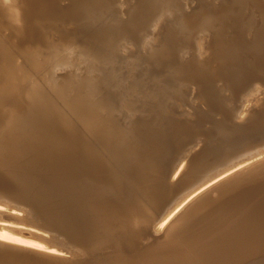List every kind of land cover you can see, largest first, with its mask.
<instances>
[{
    "label": "bare ground",
    "instance_id": "bare-ground-1",
    "mask_svg": "<svg viewBox=\"0 0 264 264\" xmlns=\"http://www.w3.org/2000/svg\"><path fill=\"white\" fill-rule=\"evenodd\" d=\"M172 1L137 0V14L124 19L113 9L119 0H0V24L16 39L0 40V76L15 74L17 59L27 72L42 62L32 74L45 73L30 79L22 101L18 83H4L11 91L0 98L13 111L4 121L11 145L0 151V264H264V0H182L198 5L196 20L172 18ZM132 25L146 51L159 42L158 57L177 68V81L198 85L200 108L188 119L167 114L160 108L174 86L136 70L138 90L153 99L137 104L134 155L122 162L127 129L113 107L121 98L88 55L91 47L131 46ZM192 45L195 59L214 63L212 73L179 60V48ZM39 109L63 127L44 124ZM16 118L54 138L26 149L18 160L28 170L12 151L22 137ZM105 154L112 175L101 165Z\"/></svg>",
    "mask_w": 264,
    "mask_h": 264
},
{
    "label": "rangeland",
    "instance_id": "rangeland-1",
    "mask_svg": "<svg viewBox=\"0 0 264 264\" xmlns=\"http://www.w3.org/2000/svg\"><path fill=\"white\" fill-rule=\"evenodd\" d=\"M118 1V0H117ZM120 4L113 3V9L115 10V15L119 17H123L126 19L127 17H130L129 15L133 16L134 14H137V9H138V4L137 0H119ZM215 3H218L220 0H213ZM67 2V0H61V3L64 4ZM182 0H176L172 1V4H176V7L174 9V14H172V18H175L178 14H181L182 16L184 15H189L191 18L194 20L199 19L202 17L201 13L194 14L193 10L198 9V5L192 2L191 6H187L182 4ZM128 11V13L126 12ZM196 17V18H194ZM136 18H132L130 21H135ZM58 21H55L57 23ZM198 23V21H196ZM51 23H48V27L51 26ZM59 26L62 28H66L67 26L70 27L72 25H68L66 22H61L59 23ZM215 27L218 28V26L215 24ZM210 28V27H209ZM213 29V27H212ZM129 32H131L132 36L134 37V42L132 43L131 46H126L125 48L120 47L119 44L116 45L112 50L104 49V48H99V47H91L90 52L88 57L92 56L97 58V60H94V64L97 65L98 70H103V73L106 75V77L110 80V90L115 94L118 95L121 100L117 104V106L113 105L115 107V115L114 119L117 121L118 127H122L124 125V129H127V136L123 138V148L120 153L118 154L117 158L118 160L124 162L125 159L123 157H131L134 155L133 153V147L136 145V142L133 141L132 139V134H131V127H132V121L134 120V117L138 114V108L137 104H140L144 98H147L148 100L153 99V97L150 95V90H148L147 93H141L138 90V83L142 79L141 76L136 74V70L138 69H144L149 71V74L146 75L147 77H143L145 80H148L149 82H152L153 84H157L160 82H163L166 87L174 86V93L172 95L167 96L166 98V103L165 105L160 108L162 111L166 112L167 114L170 113V115L174 116H180L181 118L188 119L191 118L192 114L195 113V108H200L198 105L197 97H196V92L199 90L198 85L195 82H189L186 81V83L179 82L176 80V69L175 67L171 66H166L160 59H159V53H160V46L159 42L156 44H152L149 50H145L142 48V43L141 39L139 36V32L137 30V27L135 25H132L129 27ZM51 38H55L58 35V32L56 29H51L49 31ZM75 38L77 39L78 37L74 36V38L71 41L75 42ZM15 38H13L9 32L1 26L0 24V40L3 41H12ZM16 40V39H15ZM78 44H83L86 42H82L79 40V42H75ZM21 45V42H17L15 44L16 48H19ZM104 46L106 43H104ZM80 47V46H79ZM83 48V47H82ZM7 50L9 49L4 48L2 45V51L3 53L6 54ZM46 49H41V51H44ZM184 50H188V52L192 55V57H188V53H184ZM46 52V51H45ZM45 52L42 53V55H46ZM195 52V47L192 45L190 48H179L178 50V57L181 62H189V64L195 65V66H201L202 71L201 72H206V73H212V68L211 66L214 64L212 61H205V62H199L200 60L195 59L194 56ZM103 53V54H102ZM106 53V54H105ZM38 54V53H36ZM42 56V58L44 57ZM91 57V58H92ZM194 59V60H189V59ZM82 57L79 58L77 62H81ZM84 59V58H83ZM86 60H91L87 58ZM34 64V63H33ZM20 59L15 60V66L17 67V71L13 75H7V76H0V98L1 96H5V92L10 93L4 83H8L9 85H13L14 83L18 84H24L25 88L20 91L19 97L20 101L23 100L25 93L29 89V81L30 79L32 80L33 78L36 79L37 81H40V78H42L43 75L42 73H39L41 76L37 77L36 75L38 73H34L35 68H38L39 66H43L42 62L35 61V64L32 66V70L30 72H27V70L24 71V69L20 68ZM38 65V66H37ZM40 67V68H41ZM44 70V68H43ZM42 70V71H43ZM93 70V68H92ZM92 76L94 77L93 80L95 84H99L100 81V76L97 73H92ZM98 78V79H96ZM214 85L221 90H223L224 93V84L223 81L221 80H216ZM97 87V86H96ZM8 91H7V90ZM101 92V91H100ZM47 98L50 99V95L46 94ZM101 96V97H100ZM99 101H101V105L103 104L104 107H109L108 102H104L102 99L101 93L97 96ZM129 99H131V103L129 102ZM154 109L157 110L156 105L154 103ZM1 112H0V151H1V146H5L6 143H10V139L5 138L4 134V121L6 117L10 116L13 111L6 112L7 110L10 109V105H2L0 107ZM36 110V109H35ZM40 110V109H39ZM27 112V110H26ZM44 113L45 111L40 110V113ZM6 113V114H5ZM14 115V114H13ZM44 115L47 116V119H44V124H46L49 119L52 120L54 124L59 125V127H63L62 124V119L61 117L58 116H52L49 113L47 114L46 112ZM15 116V115H14ZM16 117V116H15ZM18 120L19 124H15L14 127H12L13 131L18 130L20 132V144L18 143L19 147L13 146L12 145V151L13 155L15 156V161H17L20 158L24 157H29L28 154H23L26 152L27 148H32L34 145L38 143H42L43 139L49 140L52 142L54 138H50L48 135L47 127L42 126L41 129L39 130L38 127L33 128L35 129V132L30 131L31 128L25 127L23 128V125L21 124V120L19 118H16ZM7 120V119H6ZM9 121V120H8ZM65 122V121H64ZM75 125H73V122H69L67 127L70 129L69 131L71 133H68V135L73 134V130ZM127 127V128H126ZM122 128V129H123ZM68 131V132H69ZM30 132L32 134H30ZM30 134V138L25 137V134ZM48 134V135H47ZM42 135H45L42 136ZM58 137L65 138L67 137L66 135L63 134H55ZM25 142L28 143V147H25ZM139 143V142H138ZM198 143H201V141H198ZM191 144V143H190ZM11 145V143H10ZM199 146V144L195 147H193L191 150L196 149ZM10 147V146H9ZM6 149V146L5 148ZM190 150V151H191ZM107 152V151H106ZM23 154V155H22ZM21 155V156H20ZM108 155L105 154L103 160L101 161V165L104 168H109L111 171V175L115 173L116 167L115 164L110 163ZM21 161V160H18ZM21 164L24 165L25 170L31 169V166L27 162H20ZM124 168V167H123ZM117 172V171H116Z\"/></svg>",
    "mask_w": 264,
    "mask_h": 264
},
{
    "label": "clouds",
    "instance_id": "clouds-1",
    "mask_svg": "<svg viewBox=\"0 0 264 264\" xmlns=\"http://www.w3.org/2000/svg\"><path fill=\"white\" fill-rule=\"evenodd\" d=\"M3 3L8 4L10 3V0H3ZM15 12H16V16L18 17L20 15L19 9H16ZM16 22L18 23L19 21L17 20Z\"/></svg>",
    "mask_w": 264,
    "mask_h": 264
}]
</instances>
